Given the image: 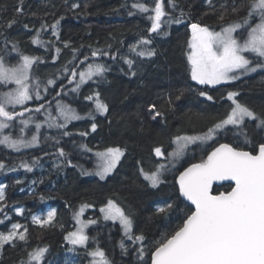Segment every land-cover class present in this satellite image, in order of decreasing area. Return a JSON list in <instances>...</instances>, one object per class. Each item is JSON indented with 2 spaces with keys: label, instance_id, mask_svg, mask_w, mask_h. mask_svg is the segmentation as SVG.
<instances>
[{
  "label": "trees",
  "instance_id": "obj_1",
  "mask_svg": "<svg viewBox=\"0 0 264 264\" xmlns=\"http://www.w3.org/2000/svg\"><path fill=\"white\" fill-rule=\"evenodd\" d=\"M133 2L134 0H24V14L18 15L15 7L19 6V0H0V25H5L13 17L20 21L11 29L5 30L9 40L7 47L11 48L12 42H18V48L24 54L41 58V62L34 65L33 74L42 81L40 91L45 98L42 101H32L27 107L31 109L44 103L45 110L31 115L40 121L48 111L55 112L57 100H63L84 116L93 108V104L85 97L94 92L100 93L109 109L105 115L95 114V132L91 130L93 120L85 118L69 123L65 129L43 130L39 146L31 150L13 153L0 148V162L8 167H17L14 172L5 168V172L0 174V184L7 185L5 212L9 217L4 220V213H0V220H4L0 223V232L6 233L13 223H20L28 230L26 244L17 241L16 247L5 245L0 252V264H20L21 260L28 259L27 253L37 246L48 248L41 264H65V261L90 264L91 257L84 247H77L74 252H69L68 248L71 246L64 239L75 226L73 213L85 203L93 205L85 209V219L98 221L86 230L87 235L95 237L98 243L89 241L87 249L101 247L114 264H143L136 255L139 245H133L126 238L124 243L128 252H121L119 243L123 237L122 229L116 223L104 221L100 207L109 198L116 201L132 216L134 234L143 233L146 244L151 245L163 233L180 226L186 215L193 210L179 197L176 177L180 171L206 159L207 154L219 143H232L243 150H251L245 143L244 135L237 136L234 134L236 130L230 128L229 131L221 132L212 143H197L188 148L182 163L177 169L164 173V183L157 188L150 187L143 179L139 169L143 167L146 171L153 170L151 165L159 162L152 153L153 147L162 144L166 152L170 151L169 141L175 135L206 132L217 119L227 115L231 107L227 92H239L238 100L241 103L257 113H264V71L211 89L190 80L185 56L187 41L191 35L188 24H219L218 17L224 12L222 4L229 6L224 12L225 22L235 19L236 16L231 12L232 0H212L216 6L215 11L209 7L208 0H177L179 7L172 15L179 17L180 9H183L186 13L184 23L164 25L161 34H151L152 44L146 47L154 49L155 55L143 58L130 51V46L136 45L142 36H150L148 29L151 21L147 18L148 14L139 13L132 8ZM142 2L152 5V0ZM73 3L79 7L72 9ZM247 3L248 0H236L237 5H244L239 12L240 16L245 15ZM167 10L171 12V9ZM129 12L134 14L129 15ZM61 17L63 19L60 20L57 40L52 36L50 26ZM24 24L29 27L24 28ZM42 24L49 26L47 30L41 31L39 37L44 43L34 45L32 38ZM164 31L169 35H163ZM4 39L5 36L0 35V50L5 47ZM65 42H68V47H65ZM144 47L141 46L139 50ZM56 48L60 49L59 53L55 51ZM93 50L108 52L110 55L92 57ZM112 55L116 58L113 59ZM85 56L88 60L81 63ZM53 57L56 59L53 60ZM124 57L134 61L131 71L136 73L135 76L131 75ZM69 61L72 63L69 64ZM90 63H102L109 71L104 78L94 77L92 81L83 84L78 93H72L71 89L75 84H69L67 77L71 73H65L64 66L67 64L69 68L76 67L77 71H83ZM48 78H55L56 83L45 92L43 85ZM61 84L64 86L63 92L57 97L56 93L62 91ZM201 90L208 91L214 100L208 101L199 96ZM181 93V99L175 100ZM169 98L173 101L171 106L168 104ZM152 103L165 114V119H152L148 113V106ZM197 114H203L205 119H197ZM245 129L253 145L264 140V131L256 129L254 122H246ZM64 131L70 135L64 136ZM81 132L88 134L81 136ZM80 145H87L92 151H85ZM61 147L67 153L65 157L59 156L57 150ZM108 147L125 149V155L114 172L105 180L94 175H82V169H94L95 152ZM34 158L39 163L31 172L19 167L22 160L31 164ZM68 161H71V165ZM17 180L21 183L17 184ZM230 190L231 186L224 184L214 187L212 192L218 195ZM41 197L44 199L41 200ZM167 203L176 207L168 215L158 214L157 208ZM17 207L23 208L21 215L16 214ZM52 209L56 210L54 227L41 228L33 224V215L46 218L48 211ZM146 260L150 264V254L146 256Z\"/></svg>",
  "mask_w": 264,
  "mask_h": 264
},
{
  "label": "snow or ice",
  "instance_id": "obj_2",
  "mask_svg": "<svg viewBox=\"0 0 264 264\" xmlns=\"http://www.w3.org/2000/svg\"><path fill=\"white\" fill-rule=\"evenodd\" d=\"M24 0H19V6L15 7L18 15L24 14ZM209 7L215 11L216 6L212 0H208ZM154 5V6H152ZM152 5L134 0L132 8L139 13L148 14L151 21L148 29L149 37H141L136 45L130 46V51L137 56L152 57L155 50L146 46L152 44L151 34H161L162 26L184 23L186 13L180 9V16H173L177 10V0H152ZM126 6V5H125ZM79 5L73 3L72 9ZM227 4H222L224 12L228 10ZM244 5H237L236 0H232L231 12L236 16L225 22L224 12H221L218 19L219 24L215 26L202 25L198 22L188 24L191 35L187 41L185 56L190 70L191 80L198 85L214 88L217 85L239 80L241 77L249 76L264 71V0H248L247 11L244 16L239 12ZM167 9H171L169 12ZM129 12V15H133ZM35 15V14H33ZM57 19L51 26L52 36L59 40L60 20ZM15 17L8 20L5 25H0V35H4L5 47L0 50V147L13 152H20L22 149H30L39 146L40 130L43 124L36 120L32 113H41L45 110V104L40 103L35 108H28L29 101H42L41 95L42 81L33 74L35 64L41 62L40 57L24 54L18 48V42H12L11 48L7 45L9 40L5 35L6 29H11L13 25L19 23ZM24 24V28H28ZM49 26L41 25V29L36 30V35L32 38L34 45L43 44L39 39L41 31L47 30ZM218 29V30H217ZM163 35H169L164 31ZM65 42V47H68ZM145 46L143 50H139ZM57 53L60 52L56 48ZM75 49L73 52L75 53ZM15 54V55H13ZM98 55L109 56L108 52L93 50L92 57ZM7 57V59H6ZM115 59V55H112ZM56 57H53L55 60ZM75 59V56H74ZM124 62L128 64L132 76L136 73L131 71L134 61L124 57ZM15 60V62H12ZM88 57H84V63ZM72 62L69 61V64ZM65 73L70 72L67 77L69 84H75L71 89L72 93H78L81 86L94 77L104 78L109 68L102 63H90L83 71H77L76 67L69 68L66 64L63 68ZM78 77V79H77ZM55 78H48L44 83L45 92L49 86L55 85ZM12 87H9V86ZM57 92L59 97L63 92ZM67 95V93H64ZM177 95L175 100L179 101L181 96ZM240 93L237 91L227 92V100L231 102L230 110L224 118L217 119L206 132L195 135L177 134L170 141L171 151H167L164 145L160 144L152 148L155 157L166 163H157L154 170L139 169L140 175L148 182L152 188H157L164 183L162 175L169 167H175V162L182 158L190 145L206 143L214 140L221 132L235 129V135H244L245 143L251 150H243L232 143H219V145L207 154L206 159L199 163H193L184 171L180 172L176 178L179 186V196L194 206V210L186 215L180 226L173 231L163 233L161 238L155 240L151 245L146 244V237L143 233L134 234V220L132 216L113 199L109 198L107 203L100 207L99 211L105 221L118 222L123 233L119 247L123 254H127L128 247L124 243V238L136 248L137 258L147 264L146 256L150 254V264H264V140L253 145L248 139L245 129L246 122L252 121L255 128L264 131V113H257L246 104L238 100ZM199 96L208 101H213L214 97L208 91H199ZM85 99L93 104V108L81 116L75 108L63 100L56 101V113L48 111L45 122L49 128L65 129L67 124L81 119H91V130L97 129L95 114L105 115L108 112L107 103L101 99L99 92L88 95ZM169 106L173 104L171 98L168 100ZM51 105L49 104V108ZM19 109V110H18ZM28 113L29 115H25ZM148 113L153 120L158 117L165 119V114L157 109L156 104L148 106ZM197 119H205L203 114H197ZM191 122V117L189 118ZM62 121V122H61ZM29 125H34L35 132L30 136L26 134ZM15 129V131H13ZM87 132H81V136H87ZM64 136H69L67 131ZM59 143V140L56 141ZM85 151H92L87 145H80ZM60 157H65L67 153L64 148H58ZM125 155V149L120 147H108L103 151L95 152V156L102 161L96 170H83L82 175H96L100 180H105L117 167L121 158ZM39 163L34 158L32 163L21 161L20 168L28 172ZM71 165V161H68ZM79 167L78 165H72ZM7 168L14 172L17 167H8L0 162V171ZM214 181H231L230 191L220 192L213 195L211 192ZM17 184L21 181L17 180ZM7 185L0 184V213H4V220L9 217L5 212ZM41 200L44 197L40 198ZM91 204H82L78 211L73 213L76 221L74 231L68 232L64 239L68 245L69 252H74L77 246L84 247L87 255L91 257L90 264H114L109 259L105 250L101 247L87 249L89 241L97 242L95 237H90L86 229L98 221L89 218L81 219L86 208H91ZM176 207L172 203L158 207L157 213L168 215ZM17 215L23 213V208L15 209ZM56 210L48 211L47 217L39 215L32 216V222L41 228L54 227V217ZM4 220H0L3 223ZM61 227L63 225L61 224ZM21 229H23L21 231ZM27 227L20 223L11 224L10 229L4 233L0 232V252L5 245L16 247L17 241L28 242ZM98 243V242H97ZM48 252L47 246H37L27 253L28 259L21 260L20 264H41ZM52 264V262H49ZM65 264H72L65 261Z\"/></svg>",
  "mask_w": 264,
  "mask_h": 264
},
{
  "label": "rangeland",
  "instance_id": "obj_3",
  "mask_svg": "<svg viewBox=\"0 0 264 264\" xmlns=\"http://www.w3.org/2000/svg\"><path fill=\"white\" fill-rule=\"evenodd\" d=\"M6 59H7V57H6ZM189 75H190V70H189ZM242 78V77H241ZM240 78V79H241ZM239 79V80H240ZM190 80H191V76H190ZM238 80H236V81H232V82H228V83H223V84H221V85H226V84H230V83H234V82H237ZM191 82H193V83H195L196 84V82H194V81H192L191 80ZM87 83V82H86ZM11 86V85H10ZM217 86H220V85H217ZM216 87V86H215ZM30 102H32V101H29L28 103H30ZM27 103V104H28ZM48 114V113H47ZM47 114L45 115V116H42V118L40 119V122L43 124V127L41 128V130H40V133L44 130H54V129H57V128H55V127H53V128H49L48 126H47V123L45 122V118H46V116H47ZM52 115H53V117H55L56 115H57V113H56V111L54 112V113H52ZM78 121V120H77ZM62 122V121H61ZM72 122H75V121H72ZM71 123V122H70ZM69 124V123H68ZM67 124V125H68ZM231 128V127H230ZM13 131H15L14 129H13ZM33 132H35V128H34V125H29V129L28 130H26V134L27 135H31ZM215 140V139H214ZM214 140H209V141H207L205 144H208V143H212ZM197 143H199V142H197ZM196 143V144H197ZM193 145H195V144H193ZM193 145H190L189 146V148L191 147V146H193ZM171 147V146H170ZM0 148H3V147H0ZM35 148V147H34ZM4 149H6V148H4ZM31 149H33V148H30V149H22L20 152H13V151H11V152H13V153H21V152H25V151H28V150H31ZM8 150V149H7ZM171 150H172V147H171ZM170 150V151H171ZM157 158V157H156ZM158 159V163H166V161H164V160H162V159H160V158H157ZM183 159H184V156L182 157V158H180L178 161H176L175 162V167H169V169L167 170V171H165L164 173H166V172H168V171H173V170H175V169H177L178 168V166L180 165V163H182V161H183ZM102 163V161H100L99 160V158H97L96 157V162H95V167H94V169L92 170L93 172L96 170V167H97V165L98 164H101ZM157 163H155L153 166L151 165V167L153 168V170H154V168H155V165H156ZM88 171H90V170H88ZM5 172V169L3 170V171H0V174L1 173H4ZM114 172V171H113ZM112 172V173H113ZM111 173V174H112ZM163 173V174H164ZM110 174V175H111ZM109 175V176H110ZM95 177H97V178H99L98 176H96V175H94ZM109 176H107V177H109ZM106 177V178H107ZM105 178V179H106ZM84 215H85V212H84V214L81 216V219H83V220H86L85 219V217H84ZM103 218V217H102ZM104 220V219H103ZM75 221V220H74ZM105 221V220H104ZM109 222H112V221H109ZM113 223V222H112ZM116 224H118L119 225V223L118 222H116ZM75 228H76V221H75V226H74V228H73V230L72 231H74L75 230ZM87 230V229H86ZM85 230V231H86ZM71 246V245H70ZM77 247H79V248H81L80 246H77ZM76 247V248H77Z\"/></svg>",
  "mask_w": 264,
  "mask_h": 264
},
{
  "label": "water",
  "instance_id": "obj_4",
  "mask_svg": "<svg viewBox=\"0 0 264 264\" xmlns=\"http://www.w3.org/2000/svg\"><path fill=\"white\" fill-rule=\"evenodd\" d=\"M190 166V165H189ZM189 166H187V167H189ZM186 167V168H187ZM185 169V168H184ZM184 169L182 170V171H184ZM182 171H180V172H182ZM180 174V173H179ZM179 174H178V176H179ZM177 176V177H178ZM176 177V178H177ZM230 185V186H232V182L231 181H214L213 182V185H212V189H211V192H212V190H213V188L214 187H220V186H222V185ZM177 185V188H178V192H179V186H178V184H176ZM212 194H213V192H212ZM213 195H215V194H213ZM180 197V196H179ZM181 199H182V201H184L186 204H188L189 206H191L192 208H193V210H194V206H192L191 204H190V202H188V201H186L183 197H180Z\"/></svg>",
  "mask_w": 264,
  "mask_h": 264
}]
</instances>
